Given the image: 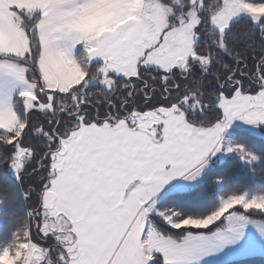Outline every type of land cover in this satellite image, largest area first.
I'll use <instances>...</instances> for the list:
<instances>
[{"label": "snow or ice", "instance_id": "6c2138e0", "mask_svg": "<svg viewBox=\"0 0 264 264\" xmlns=\"http://www.w3.org/2000/svg\"><path fill=\"white\" fill-rule=\"evenodd\" d=\"M264 261V0H0V264Z\"/></svg>", "mask_w": 264, "mask_h": 264}, {"label": "trees", "instance_id": "16d2710c", "mask_svg": "<svg viewBox=\"0 0 264 264\" xmlns=\"http://www.w3.org/2000/svg\"><path fill=\"white\" fill-rule=\"evenodd\" d=\"M254 264H264V261H261L259 258H256Z\"/></svg>", "mask_w": 264, "mask_h": 264}]
</instances>
